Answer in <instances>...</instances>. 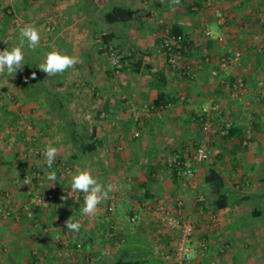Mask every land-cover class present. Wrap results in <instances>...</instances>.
Wrapping results in <instances>:
<instances>
[{"label":"crops","instance_id":"crops-1","mask_svg":"<svg viewBox=\"0 0 264 264\" xmlns=\"http://www.w3.org/2000/svg\"><path fill=\"white\" fill-rule=\"evenodd\" d=\"M114 6L133 11V19L107 23L104 15ZM216 6L231 20L232 39L225 43L205 36L207 29L217 33L225 29L204 0H180L178 5L171 0H0V14L8 7L19 13L18 19H26L24 25L44 24L48 13L60 17L62 32L47 37L36 50L43 61L45 53L58 48L79 58L61 75L63 86L55 89L63 95L68 117L97 137L93 153L72 148L60 116L52 114L49 105L19 97L28 111L24 113L16 105L19 99L9 98L11 92L21 96L19 86L11 82L14 77L0 74V264H98L114 261L121 252L153 264H175V232L145 206L155 200L173 206L176 199L183 201L186 217L195 225L187 264H264V195L260 194L264 184L259 181L264 171V60L260 65L253 62L258 50L253 35L264 27V0H216ZM6 19L0 15V22ZM97 22L100 26H93ZM166 27L186 32L190 42L186 63L192 77L171 68L159 52ZM104 34L114 39L108 50L101 51ZM7 38L18 44L14 34ZM232 42L245 51L243 65L223 78L229 83L237 76L246 81V91L239 97L211 75L216 58ZM113 47L121 54V72L109 65ZM134 63L141 64L137 73ZM155 72L165 75L166 91L178 97L176 104L155 107L158 90L150 86V73ZM77 81L82 83L78 87ZM214 102L223 109L217 121L229 122L238 131L212 141L213 163L199 164L188 152L203 134L199 122L203 107ZM49 144L58 149L51 168L43 156ZM74 153L82 156L75 159ZM169 157L182 161V170L188 166L193 177L179 176L167 163ZM66 162L72 173L87 168L101 183L114 185L112 198L94 216L81 214L83 200L63 194L71 189ZM210 167L223 176L230 193L248 198L215 212L202 210L199 197L204 196ZM52 171L57 177L54 185L47 179ZM251 171L257 174L256 184L248 176L235 180ZM36 173L40 175L35 177ZM25 176L34 177L30 187L23 183ZM250 186L256 188L245 189ZM34 190L51 197L52 204L33 205ZM6 205L20 215L19 220L3 218ZM71 216L81 223L79 232L66 229ZM77 243L82 247L78 249ZM162 252L172 254V259L165 261Z\"/></svg>","mask_w":264,"mask_h":264},{"label":"built area","instance_id":"built-area-1","mask_svg":"<svg viewBox=\"0 0 264 264\" xmlns=\"http://www.w3.org/2000/svg\"><path fill=\"white\" fill-rule=\"evenodd\" d=\"M204 3L207 7L214 8L215 18L217 23L222 26L225 31L222 33H217L212 29H207L205 31V36L209 39H212L219 43H225L231 38L230 28L231 20L229 16L219 7L216 6V0H204ZM53 22L48 23L46 26L47 31L54 30V27L58 25L57 19H54L52 16ZM56 18V17H55ZM261 22L264 26V21L261 19ZM256 42H260L261 45L257 46V49L260 51L264 50V27L259 33L255 36ZM189 40L185 39L182 34H173L169 27H166L162 31L161 41L159 45V52L162 53L168 65L177 70H183L184 75L192 77L191 68L187 66L185 52L189 50ZM244 50L240 47H233L231 43L228 44L226 51L216 58V67L212 69L211 75L214 78H220L221 83L229 86L231 90V95L233 97H239L240 94L246 91V81L240 77H235V80L232 83L226 78H223V74L227 76L234 75V72L237 71L239 67L242 66V60L244 56ZM121 54L115 49H111L110 53V63L115 71L121 72ZM207 61H211L208 59ZM82 83L79 81L76 82V86H80ZM184 100L185 97L183 96ZM223 113L222 106L219 102H214L212 105L203 107L199 122L201 125V130L205 133V141L198 144L191 153V158L196 163H213V155L210 150L209 144L216 140L217 138H223L227 135L231 123L221 124L220 121H217L219 116ZM217 123L219 124H215ZM169 165L180 164V160L176 157H169L167 159ZM65 170L67 173H70L69 165L65 164ZM40 174L36 173L35 177H38ZM179 176H185L191 178L193 176V171L187 166L184 170L179 171ZM25 178H27L30 183L25 184L27 187H30L33 184L32 176H25L23 178V183ZM31 202L33 205L41 208H47L52 204L51 197L47 196L41 191L34 190L32 193ZM65 196L70 200H83V193L72 192L71 189L65 190L63 192ZM112 198V195L109 194V199ZM199 199L202 201L204 199L203 195H200ZM145 207L149 208L153 214L156 216L158 221L165 227L170 230H173L176 234L177 244L175 248V254L177 256V261L175 264H187L191 259L193 237L195 234V225L194 223L186 217L184 210V203L181 199H176L174 205H169L163 200H155L151 205L147 204ZM4 219H14L19 220L20 215L14 211L9 206H5L3 211ZM133 222L137 220V215L131 218ZM60 223H63L62 221ZM76 247L79 249L82 247L81 243H77ZM207 245L203 244V248H206ZM161 257L167 261L172 259V254L167 252H162Z\"/></svg>","mask_w":264,"mask_h":264},{"label":"trees","instance_id":"trees-1","mask_svg":"<svg viewBox=\"0 0 264 264\" xmlns=\"http://www.w3.org/2000/svg\"><path fill=\"white\" fill-rule=\"evenodd\" d=\"M95 1V0H91ZM4 16L7 18L5 21H1L0 24L3 28H0V51L5 48L11 49L16 44L7 38V33L11 32L12 35L16 33V24L18 22L19 13L14 12L10 8H6L2 11ZM2 13V14H3ZM134 13L123 7H111L104 15V19L109 24H115L116 22L126 23L133 19ZM24 25V23H21ZM171 32L173 34H182L185 39H188L186 32L178 29L177 27H171ZM114 36L111 34L102 35V47L101 51L108 50L110 44L112 43ZM189 46V44H188ZM116 50V47H113ZM25 53V65L22 70H18L13 76L15 83L21 89V96L24 101L32 100L37 102L40 106L49 105L51 107L52 114L55 113L59 115L63 120V124L66 125L65 136L66 140L72 148H77L79 152L93 153L97 149V137L96 132H89L86 126L79 127V125L66 113L65 103L63 95L56 90L57 87L63 86V79L61 75H56L52 77H47V74L42 72L37 65L44 62L40 58L39 60L32 59L31 57L37 55L39 52L37 50L32 51L26 48V43L23 48ZM118 51V50H117ZM187 52H185V55ZM264 60V50H257L256 57L253 59L255 65H260ZM133 72L137 73L140 70V63H134ZM240 68V67H239ZM238 68V69H239ZM35 73V77H33ZM151 80L150 86H155L158 90V95L154 100V105L157 108L169 107L178 102V97L172 96L166 91L167 80L163 73L155 72L150 73ZM188 76V75H186ZM203 116L200 114L199 118ZM219 118H222L219 116ZM227 124V123H226ZM238 129L231 126L228 130L226 136L233 137L236 135ZM82 155L79 153H74L73 157L78 159ZM180 164H173L172 167L175 168L176 173L184 168V163L180 161ZM70 171L72 166L69 165ZM259 181L264 184V171L260 173ZM264 195V191L260 193ZM258 194V195H260ZM248 197L235 195V193H230L229 189L226 187L225 180L223 176L216 171L214 167H210L205 175V193L204 199L200 202L202 210L217 211L225 209L228 207H234L241 202H243ZM98 264H153L150 261L144 260L141 257L127 255L121 252V254L114 259L112 262H106L102 260Z\"/></svg>","mask_w":264,"mask_h":264},{"label":"clouds","instance_id":"clouds-1","mask_svg":"<svg viewBox=\"0 0 264 264\" xmlns=\"http://www.w3.org/2000/svg\"><path fill=\"white\" fill-rule=\"evenodd\" d=\"M173 5H178L180 0H171ZM41 36L39 29L31 25H25L19 29V43L11 49L5 48L0 51V74L6 72L8 77H13L18 70H22L25 65V53L23 48L25 43L32 51H35L39 46ZM79 63V58L74 55H69L59 50H52L45 53L44 62L37 67L47 77L63 75L65 72L73 69ZM35 77V73L32 74ZM57 137V141H59ZM58 155V149L49 144L43 151L45 163L48 168H51ZM71 176L70 188L72 192L83 193V204L80 212L83 216H94L99 206L109 199V194L113 192L114 185L101 183L87 168H77L75 173H69ZM47 179L55 184L57 179L54 171L47 174ZM30 181L25 178L24 184H29ZM66 229L72 232H79L82 225L79 221H73L72 216L67 219Z\"/></svg>","mask_w":264,"mask_h":264},{"label":"rangeland","instance_id":"rangeland-1","mask_svg":"<svg viewBox=\"0 0 264 264\" xmlns=\"http://www.w3.org/2000/svg\"><path fill=\"white\" fill-rule=\"evenodd\" d=\"M2 13V12H1ZM52 13V12H51ZM55 13V12H54ZM49 14V13H48ZM48 14L46 15V18H45V21H44V24H41V25H36L35 27L37 28V29H39V32H40V36H41V41H40V44H39V46L38 47H41V46H44V40L47 38V37H50V38H55V36H56V34H57V32H62V30L60 29V27H62V24L60 23V17H56V18H54V19H57L56 21L58 22V25L57 26H55L54 27V30H52V31H47L46 30V26H47V24L48 23H51V22H53L52 20V18H51V15H53V14H50L49 16H48ZM56 14V13H55ZM54 14V15H55ZM0 15H2V14H0ZM69 18H67V20H68ZM26 19L25 18H21V19H19L18 20V22H17V24H16V26H15V28H16V33H14V35H15V37H16V40H14V41H16V43H19V29H20V27H22V26H25V25H22L21 23H23V22H26L25 21ZM29 20V22H30V20L31 19H28ZM62 22V21H61ZM27 23V22H26ZM95 23V22H94ZM64 25H66L65 23H64ZM87 26V25H86ZM93 26H100V24L97 22L96 24H93ZM3 28V25H1L0 24V28ZM87 30H89V29H87ZM91 33V32H90ZM7 34H9V35H11V36H13L12 35V30H11V32H8ZM92 35H94V34H92ZM254 37H255V35H253ZM253 37V39H254V43L256 44V46H260L261 45V43L260 42H256V39ZM231 39H232V37H231ZM47 40H49V39H46V41ZM231 46H233V47H239V46H237V45H235V42L233 43H231ZM37 47V48H38ZM47 47V46H46ZM26 48H28L27 47V44H26ZM48 49V48H47ZM58 50L59 51H61L62 52V49L61 48H58ZM244 50V49H243ZM51 51V50H50ZM64 52V51H63ZM244 53H245V51H244ZM35 54V53H34ZM32 55V56H30L31 57V60L32 59H35V60H39V58H40V56L37 54V55ZM42 61H43V59H42ZM107 62V61H106ZM243 63V62H242ZM109 65H111V63L109 64ZM243 65V64H242ZM115 70V69H114ZM7 77V76H6ZM78 78L79 79H83V80H85V76H78ZM14 81V83H15V80H11V82H13ZM17 92H21V91H19V90H16ZM18 94V93H17ZM16 94V92H14V93H12L11 92V95L9 96V98L11 99V101H14L17 97H18V95ZM19 102L16 104V103H14V105L16 104L17 106H21V107H23V111H24V113H27L28 111H27V109H26V106L24 105V106H22L21 104H20V102H22V100L21 99H19L18 100ZM28 114V113H27ZM200 131H202L201 130V125H200ZM203 132V131H202ZM197 136H199L200 135V132L198 133V134H196ZM205 133L203 132V134L202 135H200L199 137H200V139H199V143L198 144H200V143H203L204 141H205ZM221 140H224V138H221ZM197 145H193L192 147H191V149H189V152H188V154L190 155V153L193 151V148H195ZM209 146H211L210 144H209ZM34 152H35V150H34ZM65 162V161H64ZM66 164L67 165H70L68 162H66ZM236 165H238V164H236ZM71 173L73 172L72 171V168H71V171H70ZM69 174V173H68ZM243 174V173H242ZM242 174H238L236 177H235V180L236 181H239V179H241V177H243V176H248V178L252 181V183H254V184H256L257 182V174H255V172H250V174L248 173L247 175H242ZM251 176V177H250ZM193 177V176H192ZM71 179V178H70ZM255 187V186H254ZM254 187H252V186H250V187H246L245 189H247L248 190V188L251 190V189H253ZM256 188V187H255ZM4 209H5V207H4ZM86 264H90L89 262L88 263H86Z\"/></svg>","mask_w":264,"mask_h":264}]
</instances>
